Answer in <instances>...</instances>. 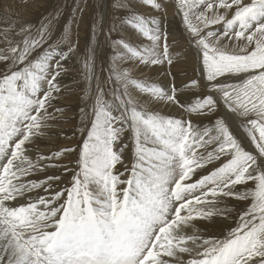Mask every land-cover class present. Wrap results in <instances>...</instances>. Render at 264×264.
Here are the masks:
<instances>
[{
    "label": "snow or ice",
    "instance_id": "obj_1",
    "mask_svg": "<svg viewBox=\"0 0 264 264\" xmlns=\"http://www.w3.org/2000/svg\"><path fill=\"white\" fill-rule=\"evenodd\" d=\"M169 5L187 50L139 11ZM62 12L34 29L0 5V264H264V0H111L77 61L80 140L46 152L81 56Z\"/></svg>",
    "mask_w": 264,
    "mask_h": 264
},
{
    "label": "rangeland",
    "instance_id": "obj_2",
    "mask_svg": "<svg viewBox=\"0 0 264 264\" xmlns=\"http://www.w3.org/2000/svg\"><path fill=\"white\" fill-rule=\"evenodd\" d=\"M77 3H80V0H0V5L10 4L13 8V15L16 16L17 22L23 23L25 25L31 24L35 28H38L41 22H46L47 18L50 16H55L59 9H63L62 14L59 16L58 20L53 23V32L54 35H59L64 27L68 24H72V15L73 10L75 9ZM97 0H85L84 3H81V7L84 8L83 16L79 12L76 13V18L79 23V31L77 32V25L72 24L71 27V39L74 41L76 37L79 38L78 50L81 52L80 57H73L70 62V72L67 76L64 77V84L76 88V91L65 92L64 98L58 101V106L66 108L67 117L70 118L67 124H62L60 128L56 129L57 133H63V135L57 134L50 141L45 140L42 142L45 151L56 150L65 145L75 146L80 140L79 133L76 131L77 125L79 123L78 109L80 106V96L81 93L76 84L73 83V80H79V69L80 64L77 62L79 59H82L83 51L86 49V44L89 41L90 37V25L92 20L95 18L97 11H102L106 14L110 12L111 0H104L103 9H98L96 7ZM146 16H158L161 21V27L168 33L169 44L172 45L173 51L176 49H185L187 50V43L185 40L184 29L180 22V17L176 16L171 5L167 8V15L165 17L163 12H149L146 8H140ZM100 47L98 49L99 62L103 63L106 59L110 58V49L104 43L103 35L100 37ZM180 68L182 69L177 76L175 84L178 88H183V81L190 79L192 76L197 75L196 61L195 58L188 55V58L185 60L181 57ZM174 72L177 69H173ZM142 78L151 80H161L165 83L168 82L169 78L163 76V74L157 75L152 72L146 73ZM187 95L191 96L192 93ZM183 100V97H182ZM67 163V161H65ZM74 163V161H73ZM59 174L57 170L49 169L45 173H40L33 179H44L45 176ZM64 183H67V179L64 180ZM63 187V184L60 185ZM219 232V225L209 226V235H215Z\"/></svg>",
    "mask_w": 264,
    "mask_h": 264
},
{
    "label": "bare ground",
    "instance_id": "obj_3",
    "mask_svg": "<svg viewBox=\"0 0 264 264\" xmlns=\"http://www.w3.org/2000/svg\"><path fill=\"white\" fill-rule=\"evenodd\" d=\"M147 75V74H146Z\"/></svg>",
    "mask_w": 264,
    "mask_h": 264
}]
</instances>
